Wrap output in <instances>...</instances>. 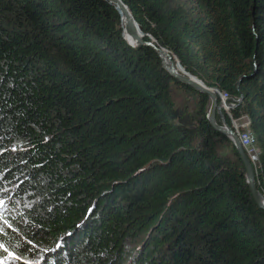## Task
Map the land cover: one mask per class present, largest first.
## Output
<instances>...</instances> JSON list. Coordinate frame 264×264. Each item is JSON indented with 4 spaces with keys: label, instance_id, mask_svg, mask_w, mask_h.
<instances>
[{
    "label": "trees",
    "instance_id": "1",
    "mask_svg": "<svg viewBox=\"0 0 264 264\" xmlns=\"http://www.w3.org/2000/svg\"><path fill=\"white\" fill-rule=\"evenodd\" d=\"M122 1L144 42L249 117L264 194V0ZM125 26L109 0H0V243L21 257L0 261L264 264V209L211 99Z\"/></svg>",
    "mask_w": 264,
    "mask_h": 264
},
{
    "label": "water",
    "instance_id": "2",
    "mask_svg": "<svg viewBox=\"0 0 264 264\" xmlns=\"http://www.w3.org/2000/svg\"><path fill=\"white\" fill-rule=\"evenodd\" d=\"M113 5L117 7L119 10L121 16H122V27H123V18L127 17L129 20L127 25L125 27L129 28L128 34L133 37V41H128V43L132 46H140V45H146L152 47L160 56L162 60V66L165 71H167L173 78L178 80L181 84L193 88L195 91L207 95L211 99V108L208 115V119L210 120L212 126L219 131L220 133L230 137L237 149V152L240 156V159L244 165L245 171H246V179L248 187L252 193V196L256 203L261 206L264 209V194L259 190L256 182V172L255 168L250 161L249 157L247 156V153L245 149L243 148L241 141L237 134L233 131L231 126L228 124L226 119V114L224 110V106L229 107L231 110L233 108L237 107V104H234V101H232L229 98H225L223 101V97L220 94V91L215 88H210L206 86L202 81H200L198 78L192 76L191 74L187 73L185 69L181 66L178 59L173 56L167 49L158 47L154 43H147L144 42V34L142 33V29L140 25L136 22V20L133 17V14L128 6H126L122 0H109ZM139 27V33L136 35L135 32L131 31L130 28L132 27ZM134 27V28H135ZM168 56L170 60H177L180 64L183 71L178 72L174 68V63L172 62V66H167L165 63V57ZM242 81V80H241ZM243 100V97H241L240 100H238V103H240ZM218 118L221 119L222 125L218 123Z\"/></svg>",
    "mask_w": 264,
    "mask_h": 264
},
{
    "label": "rangeland",
    "instance_id": "3",
    "mask_svg": "<svg viewBox=\"0 0 264 264\" xmlns=\"http://www.w3.org/2000/svg\"><path fill=\"white\" fill-rule=\"evenodd\" d=\"M133 40V39H132ZM172 89H173V97H174V100H175V102H176V104H178V105H182V106H185V104H189V106L190 107H192V106H194L195 104H196V102H197V100H198V98H197V96L195 95V94H191V93H188V92H186V91H184V90H181V89H179V88H177L176 86H173L172 87ZM221 93V92H220ZM221 96H223V99L225 100V98H227V96L225 95V94H223V93H221ZM237 102H238V100H237ZM234 104H236L235 102H234ZM228 113H230L231 114V116H232V113H231V110H228V112H227V114ZM229 116V115H228ZM230 118V117H229ZM234 119H236V120H238L237 121V123L234 125V124H232V121H231V118H230V126H231V128L233 129V131L236 133V134H238L237 132H240V133H242V132H244V133H246V132H251V130H250V125H251V121H250V119H249V117H247V116H243V117H241V118H234ZM221 120V119H220ZM222 122V121H221ZM219 123V122H218ZM220 125H222V123L220 124ZM237 126V127H236ZM232 142H233V140L230 138V137H228ZM239 138L241 139V137L239 136ZM2 140V138H0V141ZM233 144H234V142H233ZM235 145V144H234ZM257 147V148H256ZM255 147V149L259 152H261V150H260V148L258 147V146H256ZM23 148H25V147H23ZM22 148V149H23ZM14 149V148H13ZM225 152H228L229 153V150L228 149H225L224 150ZM4 151H2L1 153H3ZM255 172H256V170H255ZM3 181H4V179H3ZM11 187H14V188H12V191H13V194H14V197L18 194V193H20V188L17 186V184L16 185H14V186H11ZM12 199H13V197H12ZM59 246H60V241H58V243H56L55 245H52V247H50V251L48 252V253H50L51 251H54V250H56V249H58L59 248ZM45 246H42V248H44ZM133 250V245L131 246V245H129V250ZM48 253H46V254H39V256H38V258H39V260L41 261V260H45V258H46V256H47V254ZM6 254V253H5ZM49 255V254H48ZM10 258H9V256H5V258L3 259V260H9ZM10 261H12V260H10ZM132 261H133V259L131 258L130 260H129V262H128V264H131L132 263ZM12 263V262H11ZM38 264L40 263V262H37ZM41 264V263H40Z\"/></svg>",
    "mask_w": 264,
    "mask_h": 264
},
{
    "label": "built area",
    "instance_id": "4",
    "mask_svg": "<svg viewBox=\"0 0 264 264\" xmlns=\"http://www.w3.org/2000/svg\"><path fill=\"white\" fill-rule=\"evenodd\" d=\"M229 117L231 118L232 124H236L238 120L234 119L233 116H231L230 113H228ZM237 127V126H236ZM237 136L241 137L240 141L241 144L243 146V148L245 149L247 156L249 157L250 161L252 162L254 168L257 169V167H259L260 164V151L258 152L255 147L257 146L256 144V140L253 136V134L249 131V132H237ZM257 148V147H256Z\"/></svg>",
    "mask_w": 264,
    "mask_h": 264
},
{
    "label": "bare ground",
    "instance_id": "5",
    "mask_svg": "<svg viewBox=\"0 0 264 264\" xmlns=\"http://www.w3.org/2000/svg\"><path fill=\"white\" fill-rule=\"evenodd\" d=\"M124 20H125V24L127 25V23H128V19H127V17H124ZM135 27V26H134ZM132 27V28H130V30L131 31H133V32H135L136 33V35H138V33L140 32L139 31V27H138V25H137V27ZM128 30H129V28H127L126 27V32H127V34H128ZM128 36L131 38V39H133V37H131L129 34H128ZM134 40V39H133ZM134 42V41H133ZM165 57V63H166V65L167 66H172V62L174 63L173 65H174V68H175V70H177V68H176V63H175V60H170L169 59V57L168 56H164ZM178 71V70H177ZM179 72V71H178ZM221 94V93H220ZM223 97V96H222ZM223 100V99H222ZM224 101V100H223ZM224 110H225V114H226V118H227V112H228V110H231L229 107H227V106H224Z\"/></svg>",
    "mask_w": 264,
    "mask_h": 264
},
{
    "label": "snow or ice",
    "instance_id": "6",
    "mask_svg": "<svg viewBox=\"0 0 264 264\" xmlns=\"http://www.w3.org/2000/svg\"><path fill=\"white\" fill-rule=\"evenodd\" d=\"M3 204V201H0V205ZM5 223H7V221H5ZM9 227H11V225H8ZM3 229L0 228V231H2ZM29 243H31V241H29ZM0 250H2V252H0V255H3V253H7V256L11 257L13 260H20L21 257L19 255H17L15 253V251H9V249L7 247L4 246L3 243H0ZM0 264H3V261H0Z\"/></svg>",
    "mask_w": 264,
    "mask_h": 264
}]
</instances>
